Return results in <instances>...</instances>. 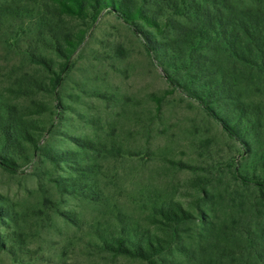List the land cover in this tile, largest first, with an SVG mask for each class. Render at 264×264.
<instances>
[{"label":"rangeland","instance_id":"1","mask_svg":"<svg viewBox=\"0 0 264 264\" xmlns=\"http://www.w3.org/2000/svg\"><path fill=\"white\" fill-rule=\"evenodd\" d=\"M132 1L160 10L155 0ZM42 2L0 0V98L41 128L40 151L29 148L27 159L13 170L0 165V196L13 214L11 221L0 220V236L15 253L0 251V264H145L113 257L99 236L115 234L123 225L162 234L152 205L172 201L193 215L181 228L193 246L201 239L197 218L203 214L222 240L232 231L240 236L243 229L260 236L264 196L260 199L231 172L235 167L248 180L264 182V70L243 91L262 116L248 153L198 102L178 90L168 94L172 87L148 54L144 35L116 13L105 10L86 20L48 15L54 28L69 35L86 32L66 61L25 18V11L43 12ZM255 2L264 8V0ZM8 8L18 10L19 17L12 19ZM36 56L60 74L55 89L50 86L54 74L35 62ZM73 139L90 141L96 149L83 152ZM69 151L76 154L75 167L94 165L95 197L68 195L58 186L73 172L65 163L54 166L48 156ZM199 179L209 183L211 196L195 188ZM233 244L238 251V242ZM177 247L173 251L179 254Z\"/></svg>","mask_w":264,"mask_h":264},{"label":"trees","instance_id":"2","mask_svg":"<svg viewBox=\"0 0 264 264\" xmlns=\"http://www.w3.org/2000/svg\"><path fill=\"white\" fill-rule=\"evenodd\" d=\"M153 3L160 10L132 0H43V12L33 16L25 11V18L34 21L58 55L69 61L83 43L86 32L69 35L54 28L46 17L86 20L96 19L105 10L113 11L144 35L148 54L162 67L172 87L168 94L178 90L198 102L249 153L260 131L262 116L253 110L243 91L253 82V76L264 70V8L254 4L255 0H155ZM6 12L12 19L19 17L16 9L8 8ZM144 28L152 32L145 33ZM34 59L54 74L50 86L55 89L60 74L53 72L41 56ZM161 100L157 99V105ZM38 131L41 128L36 123L23 119L16 107L0 98V165L13 170L27 159L29 148L33 153L40 151ZM73 141L83 152L96 149L90 141ZM48 157L54 166L65 163L73 172L70 178L58 183L64 193L95 197L97 175L93 164L75 167L76 154L72 151L52 153ZM178 166L195 169L184 164ZM231 175L243 186L254 187L263 199V181L248 180L235 167ZM207 185L202 179L194 182L205 197L211 196L206 192ZM152 211V216L160 219L162 234L123 225L115 234L99 236L104 251L113 257H130L145 264H264V229L258 237L243 229V232L239 230L240 236L232 231L222 240L214 223L205 220L203 214L197 218L201 239L193 246L186 242L181 231L193 219L182 203L153 204ZM62 216L74 222L68 213ZM3 219L11 221L13 214L0 196V220ZM7 241L0 236V251L14 255L6 248ZM237 242L238 251L233 249V243ZM174 244L178 245L179 254L173 251Z\"/></svg>","mask_w":264,"mask_h":264}]
</instances>
